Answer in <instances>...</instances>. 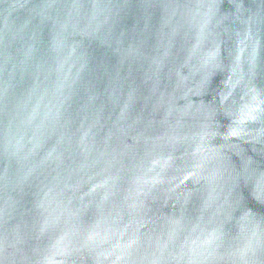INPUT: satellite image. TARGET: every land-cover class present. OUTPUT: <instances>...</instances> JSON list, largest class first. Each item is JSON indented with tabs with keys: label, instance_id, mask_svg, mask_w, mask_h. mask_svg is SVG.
I'll return each instance as SVG.
<instances>
[{
	"label": "clouds",
	"instance_id": "9594fccd",
	"mask_svg": "<svg viewBox=\"0 0 264 264\" xmlns=\"http://www.w3.org/2000/svg\"><path fill=\"white\" fill-rule=\"evenodd\" d=\"M0 264H264V0H0Z\"/></svg>",
	"mask_w": 264,
	"mask_h": 264
}]
</instances>
